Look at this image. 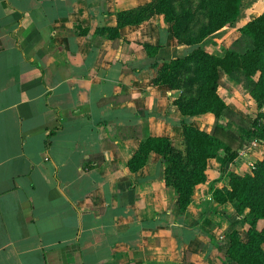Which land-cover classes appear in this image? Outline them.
I'll use <instances>...</instances> for the list:
<instances>
[{
  "label": "crops",
  "instance_id": "0c3cea01",
  "mask_svg": "<svg viewBox=\"0 0 264 264\" xmlns=\"http://www.w3.org/2000/svg\"><path fill=\"white\" fill-rule=\"evenodd\" d=\"M150 1L0 0V264H235L219 245L246 209L211 198L215 157L183 208L159 153L127 165L145 136L183 154L182 124L214 119L155 80L193 45L140 16Z\"/></svg>",
  "mask_w": 264,
  "mask_h": 264
},
{
  "label": "trees",
  "instance_id": "16d2710c",
  "mask_svg": "<svg viewBox=\"0 0 264 264\" xmlns=\"http://www.w3.org/2000/svg\"><path fill=\"white\" fill-rule=\"evenodd\" d=\"M197 1L196 4L208 19V30L199 27L190 31L193 23L189 24L187 19L181 23L177 14L173 13L169 0H151L137 9L140 16L151 11L161 13L176 40L193 45L184 55L162 63L155 80L181 85L182 91L176 102L182 113L193 115L209 112L214 118L208 130L182 124L183 154L169 146L167 136L147 135L139 141L127 160L128 167L134 169L142 165L149 150L159 153L167 162L164 171L168 182L175 189L176 202L180 208L186 205L192 185L206 178L204 169L207 158L221 152V165L233 162L238 149L248 140L264 138V111L246 121L228 106L217 89L222 80L236 86V75L240 74L247 85L245 90L254 100L264 104V8L240 26L242 35L248 40L243 50L226 49L217 54L206 52L198 42L207 32L233 21L241 0ZM194 54L202 57L203 61L202 81L196 100L187 97L188 81L181 78L185 69H179L183 61ZM221 115L235 123V127L229 123L225 126L217 123ZM186 165L189 166L188 170ZM209 193L217 202H230L236 213L246 209L250 214L243 234L237 228H231L223 234L219 248L226 260L235 264H264V154L256 162L251 174L230 171L227 185L209 186ZM258 221L261 222L259 227L256 225Z\"/></svg>",
  "mask_w": 264,
  "mask_h": 264
},
{
  "label": "rangeland",
  "instance_id": "374dc122",
  "mask_svg": "<svg viewBox=\"0 0 264 264\" xmlns=\"http://www.w3.org/2000/svg\"><path fill=\"white\" fill-rule=\"evenodd\" d=\"M170 6L172 7L173 13L177 14L179 21L182 23L184 20H188L189 24L193 23L190 31L197 28L208 30V19L203 15V11L196 4L197 0H169ZM264 8V0H241L238 13L233 21L229 24H224L213 31L207 32V38L204 40V44L207 46L204 49L206 52H216L221 54L226 49L243 50L247 44L248 40L244 37L240 31V26L248 20L253 15L257 14ZM189 13L190 16H187ZM202 57L199 55H192L190 59L184 60L182 66L179 69L184 68V73L181 74L182 80H187V86L189 89L187 91V97H191L194 100L197 99V95L201 86V67H202ZM236 81L238 84L233 86L226 80H222V83L217 87L220 95L223 97L224 101L232 108L238 115L242 116L244 120L250 121L254 118L258 112L264 111V104L259 103L254 100L248 91L245 90L246 82L242 80L240 74L236 75ZM196 106V105H195ZM210 120V119H209ZM214 122L205 123L201 128L207 130L210 128L211 124ZM217 123L225 126L230 124L235 127V123L229 122L227 118L223 115L219 116L216 120ZM264 154V138H254L248 140L238 149V155L235 157L233 162H225L221 165V152L216 154L215 167L217 169L216 178L221 180L228 179V172L235 171L238 173L248 172L252 173L253 167L256 162ZM186 170L189 166L186 165ZM213 170H209L210 173ZM177 203V202H176ZM250 214L247 211H243L239 215L236 224L230 226V228H237L241 234L243 230L247 227V220ZM257 226L260 222L256 223ZM227 229V230H228ZM226 259V257H224Z\"/></svg>",
  "mask_w": 264,
  "mask_h": 264
}]
</instances>
